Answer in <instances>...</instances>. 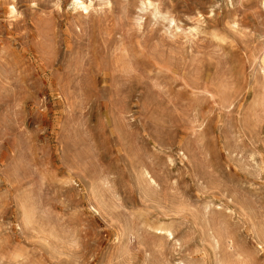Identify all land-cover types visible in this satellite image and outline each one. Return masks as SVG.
I'll use <instances>...</instances> for the list:
<instances>
[{"label":"rangeland","instance_id":"374dc122","mask_svg":"<svg viewBox=\"0 0 264 264\" xmlns=\"http://www.w3.org/2000/svg\"><path fill=\"white\" fill-rule=\"evenodd\" d=\"M0 264H264V0H0Z\"/></svg>","mask_w":264,"mask_h":264},{"label":"bare ground","instance_id":"6f19581e","mask_svg":"<svg viewBox=\"0 0 264 264\" xmlns=\"http://www.w3.org/2000/svg\"><path fill=\"white\" fill-rule=\"evenodd\" d=\"M83 4L86 6V8H87V5L83 2ZM152 180V179H151ZM170 232V231H169ZM219 241H221L220 239H219ZM223 244V243H222ZM224 245V244H223ZM225 246V245H224Z\"/></svg>","mask_w":264,"mask_h":264}]
</instances>
